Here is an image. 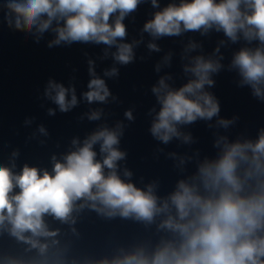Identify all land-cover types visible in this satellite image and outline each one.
<instances>
[{
	"label": "clouds",
	"instance_id": "obj_1",
	"mask_svg": "<svg viewBox=\"0 0 264 264\" xmlns=\"http://www.w3.org/2000/svg\"><path fill=\"white\" fill-rule=\"evenodd\" d=\"M144 3L158 9L141 29L151 37L149 53L160 52L155 41L165 37L223 36L208 56L190 55L202 52L203 45L189 40L181 53V61H187L182 72L189 78L173 87L171 74L160 75L151 87L158 110L153 106L147 112L148 133L165 146L173 140L178 146L197 143L182 129L203 121L214 130V154L201 156L199 149L192 155L165 153L178 178L161 194L159 179L145 184L141 177L140 187L134 173L121 168L127 159L120 148L123 121L113 127L101 124L82 141L74 137L68 151L50 156V169L18 165L20 150L13 149L6 162L0 161V264H264V126L255 138L245 132L232 137L229 130L240 116L222 117L219 99L208 90L216 85L213 76L235 72L236 86L249 88L264 104V0H169L163 7L159 0H0V24L27 33L35 43L52 33L49 49L104 45L101 59L111 56L115 64L128 66L135 63V48L143 39L125 42L124 21ZM229 45L240 46L225 65L221 48ZM172 56L165 54L155 71L171 67ZM87 64L90 79L82 99L88 104L116 102L95 62L88 59ZM118 76L115 66L103 71V77ZM43 96L61 113L80 102L74 86L54 79L47 81ZM47 113L53 116L56 109ZM84 115L100 121L104 111L96 108ZM123 116L129 124L135 122L133 108ZM38 132L49 135L43 125ZM93 214L105 222H129L136 230L127 238L109 233L97 245L81 228Z\"/></svg>",
	"mask_w": 264,
	"mask_h": 264
},
{
	"label": "water",
	"instance_id": "obj_2",
	"mask_svg": "<svg viewBox=\"0 0 264 264\" xmlns=\"http://www.w3.org/2000/svg\"><path fill=\"white\" fill-rule=\"evenodd\" d=\"M161 7L169 0H159ZM179 2V0H176ZM158 9H153L150 3L142 4L132 17L124 22L127 25L128 36L125 40L131 43L133 40L143 42L135 48V63L128 66L115 64L111 56L101 59L104 45L73 44L71 46H59L49 49L47 42L54 38L52 33H45L39 43L27 33L14 31L6 25L0 24V161L6 162L13 149L20 150L18 165L27 162L50 169V156L68 151L71 148V140L78 137L81 141L101 124L113 127L117 121H123L126 125L124 136L121 139L120 148L127 152L126 161H121V168L127 167L133 173V181L142 187L140 178L144 183L153 179L161 181V194L171 190L178 172L173 168L174 161L166 159L165 153L176 152L179 155H192L193 150L199 149L201 156L212 155L215 149L212 147L214 130H209L203 121L183 128V131L191 132L197 139V143L191 145H179L173 140L165 146L155 141L148 133L151 117L148 110L156 105L151 87L157 83L159 76L169 73L173 80L169 81L173 87H179L187 81L182 72L181 53L189 40L202 43L203 51L197 50L190 55H210L223 39L222 34L215 32L204 37L199 33H187L181 37H165L155 41L161 48L160 52L149 53L146 45L151 40L147 33H141L144 22L151 18V14ZM2 20V15H0ZM240 45H229L221 48L227 65L232 52ZM115 51V48L109 50ZM173 53L171 67H162L161 72L155 71V65L160 62L167 53ZM141 57H144L142 60ZM95 62V71L105 79L110 91L118 100L107 104H88L82 99V93L87 91L88 74L87 60ZM119 69V76L115 78L103 77V71L111 67ZM54 79L63 83L65 87L74 86L76 95L80 101L78 106L68 113H61L57 106L44 98L43 92L47 81ZM216 85L208 90L213 92L221 104L220 115L231 118L240 116L239 123L229 130V134L235 137L237 133L245 132L255 138L256 130L264 126V104L258 102L250 94V89L238 88L235 81L239 79L235 72L222 71L213 76ZM56 109V114L48 115L47 109ZM96 108H102L104 115L100 121H89L85 113ZM133 108L136 117L135 122L129 124L124 119L126 109ZM84 116V119H80ZM31 119L32 123L25 125L24 121ZM215 121H213L214 123ZM43 125L48 136L38 132V127ZM222 134L223 130H220ZM35 133V138L29 139ZM45 140V145L39 144ZM157 148H163L164 153H157ZM98 150V149H97ZM158 157V158H157ZM189 169L193 165H188ZM87 237L99 245L109 233H115L121 238L129 237L136 226L123 221L105 222L95 218L94 214L81 225Z\"/></svg>",
	"mask_w": 264,
	"mask_h": 264
}]
</instances>
